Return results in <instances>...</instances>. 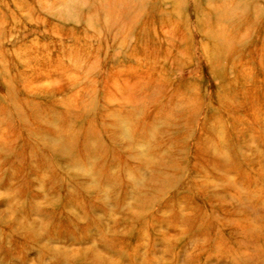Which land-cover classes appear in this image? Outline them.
<instances>
[{
    "label": "rangeland",
    "instance_id": "1",
    "mask_svg": "<svg viewBox=\"0 0 264 264\" xmlns=\"http://www.w3.org/2000/svg\"><path fill=\"white\" fill-rule=\"evenodd\" d=\"M219 99L227 112L235 106L238 111L226 114ZM168 103L177 108H162ZM216 104L219 115L207 114ZM193 108L200 110L192 126L171 138L186 146L176 160L179 168L190 166L196 134L216 124L225 133L209 141L217 143L215 156L227 159L215 170L217 177L264 178V0H0V146L27 150L22 138L29 132H38L32 137L37 141L50 139L44 131L74 135L86 120L115 114L137 148L147 150L153 144L144 138L151 131L146 121L157 115L182 120ZM220 189L213 209L237 212L224 222L240 218L250 229L246 235L221 230L231 250L243 257L242 264H264V238L258 235L264 230L258 202L264 187L242 209ZM3 204L0 214L8 218ZM189 232L186 239L195 230ZM182 237L172 240L175 251L186 241ZM25 248L23 259L15 256L8 264H35L37 250ZM136 248L137 243L126 246ZM191 248L181 250L178 264Z\"/></svg>",
    "mask_w": 264,
    "mask_h": 264
},
{
    "label": "bare ground",
    "instance_id": "2",
    "mask_svg": "<svg viewBox=\"0 0 264 264\" xmlns=\"http://www.w3.org/2000/svg\"><path fill=\"white\" fill-rule=\"evenodd\" d=\"M229 87L228 93L233 90ZM225 105L219 99L218 107L226 114L239 109L229 107L227 112ZM175 106L168 103L162 108L175 110ZM218 107L211 106V111L208 107L206 113L218 116L222 110ZM199 110L193 108L182 120L157 115L146 121L151 131L144 138L153 144L147 150L137 148L115 114L86 120L74 135L44 131L50 138L47 141L34 140L38 132H29L22 138L27 150L0 146V190L4 191L0 201L9 213L8 218L0 214L1 261L8 264L15 256L23 259L28 246L38 252L35 264H169L163 261L166 256L173 257L171 264H178L180 253L191 245L184 264L193 259L195 264H242L243 257L231 250L221 230L246 235L250 229L240 218L224 222L233 219V213L238 216L237 212L213 209L212 200L221 187L223 195L231 194L237 208H245L252 194L264 187V178L217 177L215 170L227 159L215 156L217 143L209 141L225 133L216 124L196 134V146L186 162L191 161L190 166L179 168L176 160L186 146H178L171 138L191 127ZM159 132L167 136L156 139L153 134ZM156 157L160 159L155 161ZM214 177V184L207 183ZM181 187L186 193L178 191ZM169 192V199L163 201L161 196ZM258 202L264 207V193ZM205 209L206 215L198 219ZM192 230L195 233L186 239ZM204 235H211V240L201 241ZM258 235L264 238V230ZM179 236L186 241L175 251L172 240ZM136 243V249H126ZM202 254L203 263L199 262Z\"/></svg>",
    "mask_w": 264,
    "mask_h": 264
}]
</instances>
